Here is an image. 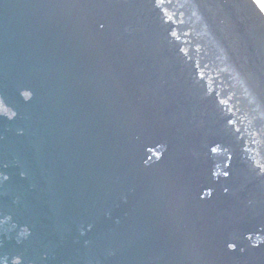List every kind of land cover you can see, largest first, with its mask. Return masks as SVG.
<instances>
[{
	"label": "water",
	"instance_id": "water-1",
	"mask_svg": "<svg viewBox=\"0 0 264 264\" xmlns=\"http://www.w3.org/2000/svg\"><path fill=\"white\" fill-rule=\"evenodd\" d=\"M157 4L0 0V264H264V11Z\"/></svg>",
	"mask_w": 264,
	"mask_h": 264
},
{
	"label": "snow or ice",
	"instance_id": "snow-or-ice-1",
	"mask_svg": "<svg viewBox=\"0 0 264 264\" xmlns=\"http://www.w3.org/2000/svg\"><path fill=\"white\" fill-rule=\"evenodd\" d=\"M165 2V0H158V4L157 6H160L162 5L163 3ZM256 4L259 6L260 10L261 11H264V0H255ZM169 19H173V17H169ZM173 36H177V33L176 32H173L172 33ZM201 76H203V73H201ZM221 103H226L225 101H221ZM229 123H234V121H229ZM237 131L239 132V129H237ZM213 151H217V149H213ZM258 167L264 171V164H259L258 163ZM225 175H227V172L224 173ZM229 247H235V245H229Z\"/></svg>",
	"mask_w": 264,
	"mask_h": 264
}]
</instances>
